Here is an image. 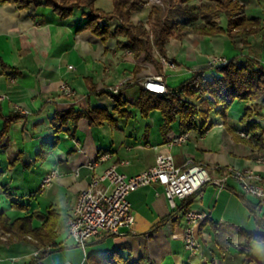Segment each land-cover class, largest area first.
<instances>
[{
	"label": "crops",
	"instance_id": "obj_1",
	"mask_svg": "<svg viewBox=\"0 0 264 264\" xmlns=\"http://www.w3.org/2000/svg\"><path fill=\"white\" fill-rule=\"evenodd\" d=\"M238 2L246 19L261 21L260 31L248 36L247 45L224 34H189L181 41L170 39L165 56L176 68L158 62L160 70L144 61L143 56L134 58L119 49L116 39L102 42L81 28L85 12L75 11L61 19L51 8L39 4L24 10L0 4V126L5 117L19 115L0 143V212L13 218L31 215L33 227L43 224L49 210L56 213L55 238L50 246L39 249L30 238L8 244L7 237H1L0 264H27L41 253L44 256L39 264H88L89 255L110 251L131 259L146 256L155 264H264V242L247 241L237 233L264 236V225L257 224L250 207L262 222L264 210L254 196L246 195L250 207L239 198L242 184L232 175L226 177L224 187L207 184L186 200L176 199L175 208L169 206L163 188L157 184L135 190L128 196L134 217L132 227L120 229L116 236L102 232L84 249L67 232L75 199L87 187L91 174L88 165L93 163L95 175L114 166L131 177L154 166L157 154L170 152L176 165L202 166L213 180L221 179L226 169L252 170L264 186V144L247 142L249 136L240 123L244 109L254 102L234 101L225 120L213 114L209 130L204 134L189 132L185 144L172 147L165 143L180 133L178 123L164 135V120L159 112L138 120L139 112L133 107L141 82L149 75H162L172 89L195 71L207 70L210 74L208 63L214 57L229 60L248 55L264 65V0ZM219 22L226 25L222 17ZM154 57L157 60L155 54ZM125 79L133 81L121 92L128 104V117L96 127L81 118L55 133L51 126L55 112L102 107L116 114L108 88ZM62 83L75 91L74 97L61 92ZM236 102L239 105L235 108ZM258 113L264 140V108ZM140 131L143 135L139 138ZM53 138L57 139L56 147L45 158H37L41 144ZM51 171L56 172V177L39 192L42 180ZM3 186L22 208L12 206ZM183 204L207 214L196 229L203 247L197 259L183 248L182 213L172 214Z\"/></svg>",
	"mask_w": 264,
	"mask_h": 264
},
{
	"label": "trees",
	"instance_id": "obj_2",
	"mask_svg": "<svg viewBox=\"0 0 264 264\" xmlns=\"http://www.w3.org/2000/svg\"><path fill=\"white\" fill-rule=\"evenodd\" d=\"M112 10L104 13L95 8L96 0H0V4H13L17 9H28L31 5H43L51 8L61 19L70 17L77 10H87L86 20L81 28L88 29L93 35L106 42L116 39L119 49L128 51L134 58L143 56L144 61L151 63L158 70L160 64L154 54L158 52L165 56L166 45L170 39L183 40L189 34L215 35L224 34L229 39L237 38L243 45H247L249 35L260 31L259 19H246L242 14L243 6L238 0H204L200 5L191 3L192 0H162L165 8L152 5L147 13L146 21L132 22L133 13L141 11V3L137 0H111ZM224 18L223 27L219 19ZM111 23H115L111 28ZM139 69V67H136ZM207 70L193 72L187 79L175 88H168L167 94H155L139 89V94L133 107L143 119L157 111L164 120L162 132L164 135L171 130L173 123H178L180 133L198 131L204 134L212 124L210 116L219 115L227 118L228 110L234 101L254 102L251 107L244 109L240 123L248 134L247 142L255 145L264 144L260 127L257 122L259 110L264 108V65L252 56L238 55L226 61L223 65L209 66ZM123 85L114 94L107 92L114 103L116 114L102 107H89L86 110L70 109L55 112L51 118V126L55 133L62 131L68 124L75 125L81 118L88 120L90 126H101L104 123L114 124L118 118L130 115L127 102L122 97ZM18 114L5 117L0 126V143L9 134L12 123ZM200 118V121H199ZM234 138H239L232 134ZM57 144V139L41 144L37 158L43 159ZM226 174V171L223 172ZM4 195L14 208H22L14 200L12 193L1 187ZM246 193H239V198L247 204ZM186 200V199H185ZM254 220L258 225H264L254 207ZM187 210L186 205L177 207L172 214ZM56 213L49 210L40 227H33V216L10 217L0 212V237L6 236V242L21 243L30 240L39 249L50 246L55 238ZM247 241L264 242V236L256 233L237 231ZM44 253L32 258L27 264H39ZM88 264H155L150 258L143 256L131 259L122 256L117 251L89 255Z\"/></svg>",
	"mask_w": 264,
	"mask_h": 264
},
{
	"label": "built area",
	"instance_id": "obj_3",
	"mask_svg": "<svg viewBox=\"0 0 264 264\" xmlns=\"http://www.w3.org/2000/svg\"><path fill=\"white\" fill-rule=\"evenodd\" d=\"M140 1L141 7L146 6L144 0ZM157 5V4H156ZM158 6L164 7L162 0ZM264 29V27H262ZM158 62L164 67L175 69L176 65L166 56L155 52ZM222 57L210 59L208 66H219L226 63ZM72 69V66H68ZM125 79L108 88L116 94L119 89L129 83ZM144 90L155 94H167L168 87L162 75H149L141 82ZM61 92L68 98L75 95V91L67 84L62 83ZM2 97H0L1 100ZM189 138V132L177 133L169 138L165 145L172 147L183 145ZM95 163L88 165L90 180L85 189L76 197L71 215L67 222V232L77 246L85 248L88 241L104 232L109 235H119L120 229L131 228L134 217L131 213L128 196L137 189L157 184L163 188L164 195L171 208H175V200H185L197 194L207 184L224 187L226 177L234 176L242 184L243 192L254 196L259 201L261 210H264V186L259 184L260 177L252 170L238 172L226 169V174L219 180H213L209 172L199 165L175 164L170 152L157 154L154 166L135 176H127L116 168L109 167L102 174H94ZM218 169V167H217ZM56 177V172H49L41 182L39 192L48 187ZM207 218V214L199 210L187 209L183 214L182 239L184 248L190 256H202L201 243L196 236V229ZM186 264H193L189 261Z\"/></svg>",
	"mask_w": 264,
	"mask_h": 264
},
{
	"label": "rangeland",
	"instance_id": "obj_4",
	"mask_svg": "<svg viewBox=\"0 0 264 264\" xmlns=\"http://www.w3.org/2000/svg\"><path fill=\"white\" fill-rule=\"evenodd\" d=\"M144 1H145V3H147V5L146 6H142L140 12L133 13L132 19H131L133 23H137L140 20L143 21V22H145L146 21V17H147V13L149 11V8L152 5H156V4L158 5V0H144ZM203 1L204 0H192L191 3L200 5ZM94 6H95L96 9H100L104 13H108V12H110L112 10V1L111 0H96ZM162 8H165V7H162ZM76 12H85V13H88L87 10H82V9L77 10ZM114 25H115V23H111V26L110 27L113 28ZM158 75H160V74H158ZM129 81H130L129 82L130 84L133 83L132 80H129ZM169 81H170L171 84L173 83V81H171V80H169ZM129 83H127V85H129ZM237 105H239L238 102H236V104H235L234 107L236 108ZM138 120H140V114H139V119ZM199 121H200V118H199ZM173 126H177V122L173 123ZM142 135H143V131L138 132L139 138ZM183 248H184V244H183ZM184 250H185V248H184ZM185 252L190 256V253L188 251L185 250ZM201 253L203 254V247H202V245H201ZM198 254H197V257L194 258V259L199 258L198 257ZM192 257H195V256H192ZM194 259H193V261H194Z\"/></svg>",
	"mask_w": 264,
	"mask_h": 264
}]
</instances>
